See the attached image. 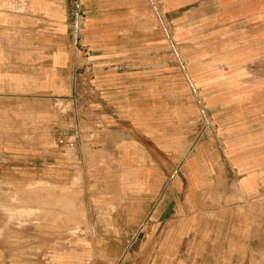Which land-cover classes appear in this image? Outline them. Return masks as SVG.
<instances>
[{"label":"crops","instance_id":"1","mask_svg":"<svg viewBox=\"0 0 264 264\" xmlns=\"http://www.w3.org/2000/svg\"><path fill=\"white\" fill-rule=\"evenodd\" d=\"M36 182L91 233L0 264H264V0H0V184Z\"/></svg>","mask_w":264,"mask_h":264},{"label":"rangeland","instance_id":"2","mask_svg":"<svg viewBox=\"0 0 264 264\" xmlns=\"http://www.w3.org/2000/svg\"><path fill=\"white\" fill-rule=\"evenodd\" d=\"M87 206L89 200L76 182L64 187L45 182L0 184V223L5 224L0 242L5 240L6 250L23 256H45L66 242L76 245L91 233Z\"/></svg>","mask_w":264,"mask_h":264},{"label":"built area","instance_id":"3","mask_svg":"<svg viewBox=\"0 0 264 264\" xmlns=\"http://www.w3.org/2000/svg\"><path fill=\"white\" fill-rule=\"evenodd\" d=\"M74 19L76 22H81L82 13L78 9H76L74 12ZM81 50L83 51V61L81 63L80 71H77V73H79L80 76H83L84 80H87L92 73L91 61L89 59V50L84 48Z\"/></svg>","mask_w":264,"mask_h":264}]
</instances>
